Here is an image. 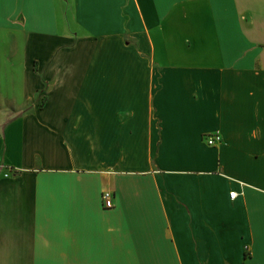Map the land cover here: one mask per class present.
<instances>
[{
    "label": "crops",
    "instance_id": "1",
    "mask_svg": "<svg viewBox=\"0 0 264 264\" xmlns=\"http://www.w3.org/2000/svg\"><path fill=\"white\" fill-rule=\"evenodd\" d=\"M0 264H264V0H0Z\"/></svg>",
    "mask_w": 264,
    "mask_h": 264
},
{
    "label": "built area",
    "instance_id": "2",
    "mask_svg": "<svg viewBox=\"0 0 264 264\" xmlns=\"http://www.w3.org/2000/svg\"><path fill=\"white\" fill-rule=\"evenodd\" d=\"M204 139L209 146H216L221 142V136L218 133L205 135ZM229 196L231 199H234L236 193L230 192ZM102 203L105 208H111L113 206L112 195L110 192L106 191L102 194Z\"/></svg>",
    "mask_w": 264,
    "mask_h": 264
}]
</instances>
